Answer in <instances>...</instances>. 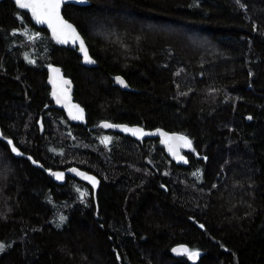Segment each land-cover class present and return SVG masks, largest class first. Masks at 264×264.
Here are the masks:
<instances>
[{
  "label": "trees",
  "instance_id": "trees-1",
  "mask_svg": "<svg viewBox=\"0 0 264 264\" xmlns=\"http://www.w3.org/2000/svg\"><path fill=\"white\" fill-rule=\"evenodd\" d=\"M90 1L63 13L92 67L0 1V264H264V0ZM53 65L85 124L54 107ZM103 120L188 135V166ZM71 166L99 187L53 180Z\"/></svg>",
  "mask_w": 264,
  "mask_h": 264
},
{
  "label": "water",
  "instance_id": "water-1",
  "mask_svg": "<svg viewBox=\"0 0 264 264\" xmlns=\"http://www.w3.org/2000/svg\"><path fill=\"white\" fill-rule=\"evenodd\" d=\"M1 1V0H0ZM13 1L16 6L19 9L25 10L29 13L30 18L32 22L39 28H45L52 39V41L62 47H71L72 49L76 50L79 56L81 57V64L86 67H92L97 64V61L93 58V56L90 53L89 47L87 45V42L84 38V36L81 34L77 26L69 19H67L63 13V9L66 4H75L79 6H87L91 3L90 0H64V2L60 6V16L62 17L63 21H65L68 25H71V29H65L63 33L60 32H54L53 28L50 27L47 23H39L36 18L32 15V12L30 9H24L19 7V5L16 3V0ZM81 41H83V48H81ZM86 50V51H85ZM120 77L125 81L126 86L120 85L116 78ZM113 80L115 84L124 90H129V84L128 82L120 75H115L113 77ZM67 81V83H65ZM48 84L50 87V96L53 100L54 107L63 110L66 117L74 124H85L87 122V112L83 105H81L79 102L75 101L74 99V83L71 79L66 77L58 65H53L48 70ZM82 110V112L80 111ZM74 117H81V118H74ZM105 124L113 125V127H104ZM100 125L106 129L118 131L121 133H125L127 135L132 136L135 139L138 140H144L146 138H157L159 139L162 147L165 149L168 157L175 162L179 166L186 167L189 164V157L187 154H185V151H189L193 148V142L192 139L181 132H175V131H168L162 127H158L155 129H147L140 125H130L126 123H114L107 120H103L100 122ZM127 129H131L133 131H129ZM139 130V131H135ZM179 137H186L188 140L191 141V147H186L184 144V141L180 140ZM15 147L17 150L14 152L12 149ZM11 152L16 157H27L31 160V162L38 166L39 163L33 159L32 156L26 155L19 147L16 145H11ZM180 157H183V159H180ZM57 173L63 174L62 178H57ZM52 178L57 183H64L66 176H72L74 178H77L83 182H86L90 184L94 189H97L100 185L99 178L86 170L80 169L77 166H71L66 169H56L51 172ZM88 177H92L95 179V183L88 179ZM182 247H186L190 250L188 245L185 244H179L172 248V253L175 256H182L187 255L180 252L175 251L176 249H180ZM191 251V250H190ZM199 253V255L193 259L189 255V259L192 262H197L200 257L202 256L203 252L194 250Z\"/></svg>",
  "mask_w": 264,
  "mask_h": 264
},
{
  "label": "snow or ice",
  "instance_id": "snow-or-ice-1",
  "mask_svg": "<svg viewBox=\"0 0 264 264\" xmlns=\"http://www.w3.org/2000/svg\"><path fill=\"white\" fill-rule=\"evenodd\" d=\"M64 2V0H16V3L19 5V7L24 9H30L32 12V15L36 18V20L39 23H47L50 27L53 28L54 32H60L63 33L65 29H71V25H68L65 21H63L62 17L60 16V6ZM34 37L30 36L29 39H32ZM81 48H83V41H81ZM86 51V50H85ZM117 82L122 85L126 86L125 81L117 77ZM67 83V81H65ZM82 112V110H80ZM74 118H81V117H74ZM104 127H113V125L105 124ZM129 131H133L131 129H127ZM139 131V130H135ZM180 140L184 141V144L186 147H191V141L188 140L186 137H179ZM109 141V138H104V143H107ZM14 152L17 150L15 147L12 149ZM180 159H183V157H180ZM57 178H62L63 174L57 173ZM88 179H91L95 183V179L92 177H88ZM65 217L61 216L60 220L63 221ZM203 227V226H201ZM0 248H3V245L0 244ZM175 251L187 254L191 258L195 259L199 253L197 251H190L186 247H182L180 249H176Z\"/></svg>",
  "mask_w": 264,
  "mask_h": 264
},
{
  "label": "flooded vegetation",
  "instance_id": "flooded-vegetation-1",
  "mask_svg": "<svg viewBox=\"0 0 264 264\" xmlns=\"http://www.w3.org/2000/svg\"><path fill=\"white\" fill-rule=\"evenodd\" d=\"M67 177V176H66ZM66 180V179H65ZM88 184V183H87Z\"/></svg>",
  "mask_w": 264,
  "mask_h": 264
}]
</instances>
